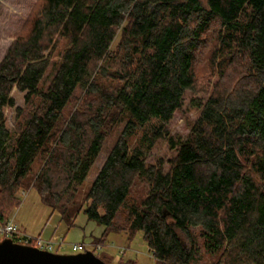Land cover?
I'll return each mask as SVG.
<instances>
[{"label": "trees", "instance_id": "16d2710c", "mask_svg": "<svg viewBox=\"0 0 264 264\" xmlns=\"http://www.w3.org/2000/svg\"><path fill=\"white\" fill-rule=\"evenodd\" d=\"M188 92L209 94L175 139ZM142 131L174 157L148 165L130 146ZM138 179L147 194L130 203ZM30 187L63 221L103 227L98 244L141 231L157 264H264V0H38L0 63V223Z\"/></svg>", "mask_w": 264, "mask_h": 264}, {"label": "rangeland", "instance_id": "374dc122", "mask_svg": "<svg viewBox=\"0 0 264 264\" xmlns=\"http://www.w3.org/2000/svg\"><path fill=\"white\" fill-rule=\"evenodd\" d=\"M37 2L38 0H0V63L14 42L15 37L25 30L26 23ZM207 72L208 68L205 65L198 67V88H212L216 76L213 75L210 80L211 74ZM208 94L203 92H188L185 95L183 107L175 113L174 118L168 126L171 137L185 140L189 136L194 122L200 113L198 109L194 108L193 100H197V98L201 99ZM12 96L15 99L16 107H25V94L19 93L14 89ZM15 112V109L5 110L7 127L10 130L16 129ZM121 127L117 128L108 137L102 153L83 184L75 186L77 196L86 192L96 179L106 160L108 151L112 148L116 138L119 136ZM150 137L145 131H142L139 132L137 138L132 139L130 142L131 149L138 148L144 154L145 161L148 165L154 164L159 159H164L167 162L174 157L175 151L170 149L167 140L156 139L152 142ZM146 194L147 186L145 182L138 179L132 189L130 203L139 202ZM18 198L20 199L21 205L13 209L9 219L13 220L14 218L15 225L22 232L30 236L33 235L34 237H37L36 232L41 231L47 224L49 227L57 228L56 233L64 239L62 249L55 251L57 254L73 255L82 253L80 250H75L73 245L83 244L85 245L84 252H95V255L103 259L107 264H121L128 260H133L137 264H157L141 231L134 238L128 232L109 233L106 242L103 244V248L101 250H95L92 242L98 244L96 239L102 236L104 228L93 221H89L83 211L74 220L67 223L62 220L60 213L53 212L51 208L41 202L38 192L32 187L28 190L19 191ZM1 240L3 238L0 237ZM121 251H125V253L121 254ZM211 261L209 257L204 258L206 264L211 263Z\"/></svg>", "mask_w": 264, "mask_h": 264}, {"label": "water", "instance_id": "95a60500", "mask_svg": "<svg viewBox=\"0 0 264 264\" xmlns=\"http://www.w3.org/2000/svg\"><path fill=\"white\" fill-rule=\"evenodd\" d=\"M0 264H107L93 251L62 255L18 244L11 239L0 241Z\"/></svg>", "mask_w": 264, "mask_h": 264}, {"label": "built area", "instance_id": "2783aa9c", "mask_svg": "<svg viewBox=\"0 0 264 264\" xmlns=\"http://www.w3.org/2000/svg\"><path fill=\"white\" fill-rule=\"evenodd\" d=\"M0 237L4 239H11L13 242L31 246L42 251H48L56 253V250L62 249L64 246V239L60 236H55L50 239H45L42 236H30L22 232L14 223V220H8L6 223H0ZM2 241V240H1ZM95 250H101L104 245L102 244H92ZM85 245L83 244H74L73 248L75 250H80L84 252ZM121 254H124L125 251H121Z\"/></svg>", "mask_w": 264, "mask_h": 264}, {"label": "crops", "instance_id": "0c3cea01", "mask_svg": "<svg viewBox=\"0 0 264 264\" xmlns=\"http://www.w3.org/2000/svg\"><path fill=\"white\" fill-rule=\"evenodd\" d=\"M13 220H14V218H13ZM47 225L44 226L41 231L36 232L37 236H42L45 239H50V238L55 237V236H60L56 233L57 228H54L51 226L49 227V225L48 226ZM31 236H33V235H31ZM92 244H94V243L92 242Z\"/></svg>", "mask_w": 264, "mask_h": 264}]
</instances>
